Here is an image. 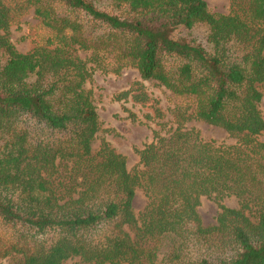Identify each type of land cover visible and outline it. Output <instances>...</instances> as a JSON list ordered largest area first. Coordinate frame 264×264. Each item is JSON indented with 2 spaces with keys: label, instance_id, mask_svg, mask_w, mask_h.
Returning <instances> with one entry per match:
<instances>
[{
  "label": "trees",
  "instance_id": "obj_1",
  "mask_svg": "<svg viewBox=\"0 0 264 264\" xmlns=\"http://www.w3.org/2000/svg\"><path fill=\"white\" fill-rule=\"evenodd\" d=\"M31 9L33 47L19 52L8 32ZM124 67L170 96L165 113L141 82L116 95L154 101L133 171L107 142L92 150L85 87ZM263 90L264 0H230L226 14L204 0H0V259L264 264ZM191 121L235 142L203 140ZM137 189L147 204L135 215ZM201 197L239 206L219 204L204 226Z\"/></svg>",
  "mask_w": 264,
  "mask_h": 264
},
{
  "label": "rangeland",
  "instance_id": "obj_2",
  "mask_svg": "<svg viewBox=\"0 0 264 264\" xmlns=\"http://www.w3.org/2000/svg\"><path fill=\"white\" fill-rule=\"evenodd\" d=\"M207 9L213 14H226L230 9V0H204ZM33 10H29L20 18L18 23L10 27L8 36L15 49L26 52L33 47V32L37 25ZM202 36L203 30L197 31ZM78 55L85 57L86 53L79 51ZM136 82H141L152 100L159 102V106L167 113L170 106V96L161 86L154 81H141L135 68L124 67L118 73L96 69L91 80L85 87L91 88L94 95V104L98 114L100 129L92 141V150L97 151L102 142H107L116 152L126 158L127 168L133 171L139 167V157L136 150L152 140V130L156 128L155 122L146 120L145 114L152 111L154 101L146 104H134L127 99H116V95L130 89ZM259 109L264 119V90ZM188 128L198 131L200 137L206 141L232 144L235 138L223 129L201 121L187 123ZM264 142V132L258 137ZM147 204V199L141 189H137L133 200V210L138 215ZM219 204L237 208L238 200L226 197L221 200L201 197L197 212L204 226L215 222L219 212ZM77 259L68 260L66 264H73ZM0 264H19L17 260L8 258L0 259Z\"/></svg>",
  "mask_w": 264,
  "mask_h": 264
}]
</instances>
